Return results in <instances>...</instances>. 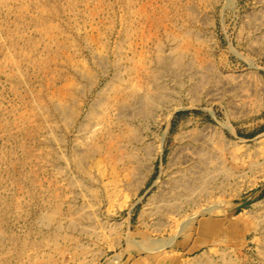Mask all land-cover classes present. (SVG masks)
I'll return each instance as SVG.
<instances>
[{
  "label": "rangeland",
  "instance_id": "rangeland-1",
  "mask_svg": "<svg viewBox=\"0 0 264 264\" xmlns=\"http://www.w3.org/2000/svg\"><path fill=\"white\" fill-rule=\"evenodd\" d=\"M0 264H264V0H0Z\"/></svg>",
  "mask_w": 264,
  "mask_h": 264
}]
</instances>
